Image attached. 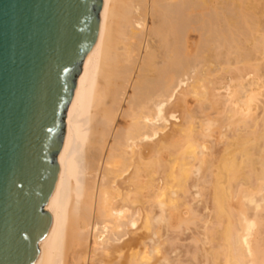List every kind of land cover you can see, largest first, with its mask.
Here are the masks:
<instances>
[{
  "label": "bare ground",
  "instance_id": "obj_1",
  "mask_svg": "<svg viewBox=\"0 0 264 264\" xmlns=\"http://www.w3.org/2000/svg\"><path fill=\"white\" fill-rule=\"evenodd\" d=\"M34 264H264V0H103Z\"/></svg>",
  "mask_w": 264,
  "mask_h": 264
},
{
  "label": "water",
  "instance_id": "obj_2",
  "mask_svg": "<svg viewBox=\"0 0 264 264\" xmlns=\"http://www.w3.org/2000/svg\"><path fill=\"white\" fill-rule=\"evenodd\" d=\"M103 0H0V264H34Z\"/></svg>",
  "mask_w": 264,
  "mask_h": 264
}]
</instances>
